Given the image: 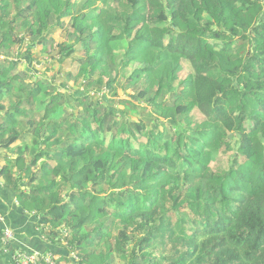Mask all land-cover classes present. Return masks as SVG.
Instances as JSON below:
<instances>
[{"label": "trees", "instance_id": "obj_1", "mask_svg": "<svg viewBox=\"0 0 264 264\" xmlns=\"http://www.w3.org/2000/svg\"><path fill=\"white\" fill-rule=\"evenodd\" d=\"M0 150L58 264H264V0H0Z\"/></svg>", "mask_w": 264, "mask_h": 264}, {"label": "rangeland", "instance_id": "obj_2", "mask_svg": "<svg viewBox=\"0 0 264 264\" xmlns=\"http://www.w3.org/2000/svg\"><path fill=\"white\" fill-rule=\"evenodd\" d=\"M67 28L68 18L64 20L63 28H56L52 32L51 39L54 42V44L52 45L70 42L69 37L66 36ZM30 52V56L27 55L21 58H16V60H18L17 70H25L27 73L25 77L29 78V82L34 81L35 78H39L40 76L47 77L55 87L59 88L60 92H67V90L68 92H70L72 90H75L76 83H74L73 78H71L68 73H70L71 76L75 73L78 63L76 60H74V58L75 56L81 54L79 51L75 50L72 55L66 57L60 62L53 59L52 55H56L57 58L61 55L57 53V50H51L49 45L45 47L37 46L34 49L30 50ZM206 56L213 61L215 59L211 50H208ZM182 63L183 67L179 74L180 77H184L191 69L188 62L183 60ZM129 71L130 69L127 70L128 73ZM106 76L108 75L106 74ZM77 90L80 91V87H78ZM126 92H131V90L128 89ZM126 92L122 91L121 89L117 90L120 99L127 97ZM92 94H96V92H92ZM29 139L30 135L25 134L23 140L28 141ZM19 143L20 141H16L11 146H16ZM3 152L5 151L3 150Z\"/></svg>", "mask_w": 264, "mask_h": 264}, {"label": "crops", "instance_id": "obj_3", "mask_svg": "<svg viewBox=\"0 0 264 264\" xmlns=\"http://www.w3.org/2000/svg\"><path fill=\"white\" fill-rule=\"evenodd\" d=\"M5 152L0 150V160L3 162ZM0 214L4 220L0 222V264H15L12 255L17 250L43 253L48 251L46 241L38 232L37 217L23 210L18 202L16 191L4 187L0 182ZM10 228L13 238L7 243L1 242V230ZM47 249V250H46ZM57 255V254H56ZM59 257V255H57Z\"/></svg>", "mask_w": 264, "mask_h": 264}, {"label": "built area", "instance_id": "obj_4", "mask_svg": "<svg viewBox=\"0 0 264 264\" xmlns=\"http://www.w3.org/2000/svg\"><path fill=\"white\" fill-rule=\"evenodd\" d=\"M4 220L3 216L0 214V222ZM1 242L7 243L13 238V232L10 228H3L1 230ZM58 256L52 252L45 251L43 253L38 252H25L22 250H17L12 255V259L15 264H36L37 261H41L40 264H58Z\"/></svg>", "mask_w": 264, "mask_h": 264}]
</instances>
